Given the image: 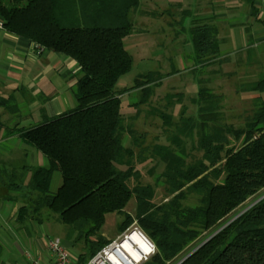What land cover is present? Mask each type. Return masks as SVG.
I'll return each mask as SVG.
<instances>
[{"label":"trees","instance_id":"16d2710c","mask_svg":"<svg viewBox=\"0 0 264 264\" xmlns=\"http://www.w3.org/2000/svg\"><path fill=\"white\" fill-rule=\"evenodd\" d=\"M139 5L140 0H0L6 32L78 65L71 85L75 106L18 130L22 141L47 159L45 166L30 169L28 187L35 196L18 213L62 223L68 245L80 246L76 264H85L110 241L100 230L113 212L123 216L119 231L135 220L155 244V252L141 264H169L184 251L172 264L190 252L178 264H264V196L256 201L264 195V75L243 85L259 95L242 125L225 120L223 96L197 79L191 97L195 115H184L182 107L173 122L170 113L160 111L166 130L175 128L166 137L171 144L151 146L164 169L154 184L139 183L133 150L124 139L128 136L134 145L144 134L123 116L121 101L127 97L122 95L138 90L139 97L128 102L137 108L163 78L149 70L130 87L115 89L118 77L131 68L124 39L134 32L131 14ZM187 34L193 62L205 66L222 56L211 20L192 19ZM187 145L200 156L187 151ZM54 172L61 182L52 192ZM131 178L137 180L133 187ZM158 186L168 195L161 203L153 201ZM131 199L133 215L124 210Z\"/></svg>","mask_w":264,"mask_h":264},{"label":"rangeland","instance_id":"374dc122","mask_svg":"<svg viewBox=\"0 0 264 264\" xmlns=\"http://www.w3.org/2000/svg\"><path fill=\"white\" fill-rule=\"evenodd\" d=\"M246 7L244 0H140L139 8L131 14L134 32L124 39V45L131 55L132 64L127 72L118 77L115 89L130 87L139 74L149 70L163 76L160 85L155 87L148 101L137 108L129 106L128 102L134 97H139L138 90L122 95V98L127 97V100L121 101L123 116L139 134H144L134 145H130L128 136L124 139V144L133 150L132 163L139 173V183L154 184L157 174L164 169V164L152 154L151 146L171 144L166 137H170L175 128L172 125L166 130L167 126H163L160 111L170 113L173 122L178 120L182 107H185L184 115H195L196 106L192 104L191 97L196 94L197 79L200 78L205 85L223 96L222 110L227 122L242 125L245 116L250 113L253 98L259 93L244 90L243 85L258 79L264 70V40H254L251 35H247L250 34L248 28L233 29L238 22L241 23L239 17H244ZM194 18L214 22L218 29V37L224 45L222 56L205 66L191 59L192 43L187 29ZM231 30L236 38L233 44H230ZM168 94L174 97L167 99ZM261 96L264 98V94ZM186 149L193 155L200 156V152L190 150V146L187 145ZM60 182V176H54L50 182V190L56 191ZM128 184L133 187L137 180L131 178ZM261 191H264V188ZM167 197L161 186L155 188L153 198L155 203H161ZM195 199L196 197L191 195L188 201L193 203ZM124 210L133 215L134 199L128 202ZM42 211L45 212V209ZM122 218V214L114 212L107 214L100 230L102 236L113 240L120 234L122 236L123 233L138 228L134 220L119 231L117 224ZM48 221L52 222L51 224L54 222L52 219ZM56 227L57 229L47 233L44 239L52 236L64 239L65 226L57 222ZM79 252H81L79 245L76 248L70 247L73 257ZM185 253L186 251L182 252L174 261Z\"/></svg>","mask_w":264,"mask_h":264},{"label":"crops","instance_id":"0c3cea01","mask_svg":"<svg viewBox=\"0 0 264 264\" xmlns=\"http://www.w3.org/2000/svg\"><path fill=\"white\" fill-rule=\"evenodd\" d=\"M244 2L246 14L233 29L248 28L247 35L264 40V0ZM230 39V44L236 41L232 30ZM77 70L69 56L36 48L0 25V264H30L25 250L42 264L49 262L44 236L57 229V222L31 220L28 214L24 219L18 213L35 196L28 187L30 169L45 166L47 159L25 144L18 130L75 106L71 85ZM58 175L54 172L52 178Z\"/></svg>","mask_w":264,"mask_h":264},{"label":"built area","instance_id":"2783aa9c","mask_svg":"<svg viewBox=\"0 0 264 264\" xmlns=\"http://www.w3.org/2000/svg\"><path fill=\"white\" fill-rule=\"evenodd\" d=\"M1 25V23H0ZM132 232H137L148 245V250H141L136 243H131L133 249L139 253L138 259H134L122 246L123 241H129ZM45 249L48 253V264H72L75 262L70 253V247L63 239L52 236L45 239ZM130 242V241H129ZM155 252L154 244L138 228L132 229L128 233L118 235L101 247L85 264H140L148 259ZM24 257L30 264H42L38 257L33 256L29 250L24 251Z\"/></svg>","mask_w":264,"mask_h":264},{"label":"bare ground","instance_id":"6f19581e","mask_svg":"<svg viewBox=\"0 0 264 264\" xmlns=\"http://www.w3.org/2000/svg\"><path fill=\"white\" fill-rule=\"evenodd\" d=\"M129 241H123L122 246L134 259H138L139 253L135 249H133L131 243H136L138 247L143 251L148 250L146 241L137 232L131 233Z\"/></svg>","mask_w":264,"mask_h":264},{"label":"water","instance_id":"95a60500","mask_svg":"<svg viewBox=\"0 0 264 264\" xmlns=\"http://www.w3.org/2000/svg\"><path fill=\"white\" fill-rule=\"evenodd\" d=\"M263 196H264V195H262V196H261L260 198H258L256 201H258L259 199H261ZM256 201H255V202H256ZM255 202H253V203H255ZM253 203H252V204H253ZM239 214H240V213H239ZM239 214H237V215H239ZM237 215H236V216H237ZM223 226H224V225H223ZM223 226H222V227H223ZM206 240H207V239H206ZM201 244H202V243H201ZM199 245H200V244H199ZM199 245H198V246H199ZM190 253H191V252H190ZM190 253H188L185 257H183L179 262H181L184 258H186ZM179 262H178V263H179ZM178 263H177V264H178Z\"/></svg>","mask_w":264,"mask_h":264}]
</instances>
